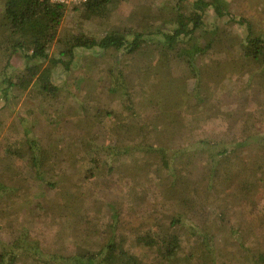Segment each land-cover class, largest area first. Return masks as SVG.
I'll list each match as a JSON object with an SVG mask.
<instances>
[{"label":"rangeland","instance_id":"374dc122","mask_svg":"<svg viewBox=\"0 0 264 264\" xmlns=\"http://www.w3.org/2000/svg\"><path fill=\"white\" fill-rule=\"evenodd\" d=\"M194 1L118 0L93 17L83 5L67 7L59 37L84 32L100 39L120 28L144 31L151 39L134 54L77 48L69 71L52 66L59 88L54 96L36 89L5 95L2 78L37 61L20 50L8 61V43H0V181L10 186L0 193V252L26 234L44 250L63 254L123 238L131 253L142 256L148 252L139 244L146 232L161 237L174 229L185 264H250L264 252V61L242 51L248 24L252 36L264 38V0H220L222 14L213 7L206 11L202 27L178 46H210L196 58V74L176 49L157 45L161 33L175 26L167 20L177 10L190 12ZM60 49L55 42L49 55L60 57ZM129 128L139 130L120 135ZM27 131L41 146L39 169ZM247 139L256 144L233 160H245V171L234 165L214 186L208 156L192 147ZM139 144L169 150L170 170L157 155L135 152L112 156V168L90 176L91 155L105 159L98 146ZM178 151L184 153L174 162ZM187 206H197L195 224L172 225ZM197 230L212 236L211 256L203 257ZM18 264L34 263L21 257Z\"/></svg>","mask_w":264,"mask_h":264},{"label":"trees","instance_id":"16d2710c","mask_svg":"<svg viewBox=\"0 0 264 264\" xmlns=\"http://www.w3.org/2000/svg\"><path fill=\"white\" fill-rule=\"evenodd\" d=\"M118 0H87L83 6L86 8V13L89 17L103 16L106 14L110 6ZM213 7L220 15L224 11V4L220 0H195L192 10L188 13L178 11L167 22L175 23V26L170 32L161 33L162 38L157 41L159 47L176 49V56L186 61L193 73H197L196 58L206 52L210 46H203L198 42H193L189 45L178 47L179 41L184 37H191L200 29L204 23L206 11ZM67 7L51 4L48 0H3V9L0 12V43H8L7 51L10 56L17 50H20L25 58L35 60L27 64L23 71H17L12 75L6 74L2 78L1 83L5 86L3 91L8 95L12 91L23 93L25 91H33L42 96H54L59 91L58 86L52 82V66L61 65L66 71L71 69L72 62L75 58V50L77 48L91 50H115L125 51L127 54L138 52L147 40L151 38L144 31L135 29H120L115 28L107 32L100 39L89 37L83 33H75L59 37L60 25L64 18ZM248 35L242 44V51L245 57L263 62L264 61V38L252 36L251 25H247ZM252 34V35H251ZM61 45L60 57L49 55L50 47L55 43ZM212 45V44H211ZM209 46V47H208ZM40 61L48 62L49 64L41 67ZM4 76V75H3ZM198 85V84H197ZM195 87V96L198 97L201 91L200 86ZM130 104L128 108L132 109L133 100L131 95L124 93ZM137 131L139 129L129 128L126 131H121V136H126L128 132ZM27 141L32 148L36 168L41 167V146L39 143L30 137L27 131ZM253 139V138H252ZM247 139L244 141L234 142L232 144L218 141L210 143L209 141L199 142L194 145L193 152L206 154L209 159L210 167L214 176L211 182L217 181L214 184L221 185L224 172H228L234 165L237 170L242 173L245 167V160L239 159V162L233 163L234 157L237 158V153L243 148L249 147L254 140ZM261 143V142H260ZM253 144H256L254 142ZM146 145V144H145ZM144 146V145H143ZM172 150V149H171ZM18 152L10 150V153ZM94 154L95 152L92 151ZM97 153L104 156V160L100 158L94 159L91 155L92 166L89 169L90 176H95L97 173L105 169V166H113L109 160L118 158L126 154H135V152H144L155 154L162 161V165L167 171L170 170V155L169 150L165 147L155 145H126L121 149L113 147L98 146ZM175 152V151H174ZM184 151H178L173 157L176 162ZM98 154V155H99ZM111 157V158H110ZM258 161L257 166H260ZM233 163V164H230ZM112 168V167H111ZM253 171V170H252ZM218 178V180H217ZM45 181V180H44ZM49 183V182H48ZM10 189V186L0 181V193ZM174 191V190H173ZM194 212V214H193ZM197 214V206L182 207L178 211L177 216L172 219V225H182L185 220L195 224V215ZM118 218V214L114 213V219ZM199 228L198 226H196ZM195 233V232H194ZM197 242L203 245L205 252L203 257L211 256L212 245L209 239L210 234L204 233L202 230H197ZM140 246L148 252L145 255L138 256L131 253L125 247V240L117 241L115 237L107 241L100 249L91 250L88 248H79L71 254H63L59 252H50L44 250L38 241L29 239L26 234L18 235L12 242L4 243V249L0 252V264H18L21 257L29 258L34 264H183L184 259L179 257V250L182 247V238L178 229H174L165 233L161 237H154L146 232L142 236ZM147 255V256H146ZM151 256V258H149ZM249 261L250 264H264V252L258 253ZM150 259V260H149ZM189 259V256L187 260Z\"/></svg>","mask_w":264,"mask_h":264},{"label":"built area","instance_id":"2783aa9c","mask_svg":"<svg viewBox=\"0 0 264 264\" xmlns=\"http://www.w3.org/2000/svg\"><path fill=\"white\" fill-rule=\"evenodd\" d=\"M87 0H48L51 4L72 7L74 5H83Z\"/></svg>","mask_w":264,"mask_h":264}]
</instances>
